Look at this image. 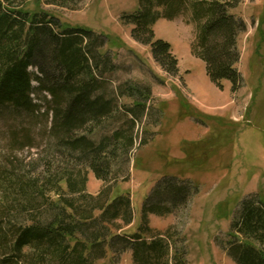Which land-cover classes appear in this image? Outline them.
Returning a JSON list of instances; mask_svg holds the SVG:
<instances>
[{"label": "trees", "instance_id": "trees-1", "mask_svg": "<svg viewBox=\"0 0 264 264\" xmlns=\"http://www.w3.org/2000/svg\"><path fill=\"white\" fill-rule=\"evenodd\" d=\"M19 1L0 0V141L5 137L8 152L0 160V264H95L108 249L115 255L130 250L135 264H170L175 235L149 241L122 234L116 221L133 223L131 197L112 198L111 184L129 179L136 122L153 100L151 86L127 80L107 92L106 75L120 66L104 52L106 38ZM81 2L48 0L71 9ZM241 2L140 0V10L124 18L161 68L179 76L178 58L168 42L155 38L154 24L189 12L197 29L194 51L211 81L222 88L228 80L237 91L243 85L238 39L246 24L230 10ZM24 149H34L35 157L13 158ZM89 171L104 183L98 195L87 192ZM190 195L188 184L165 179L145 215L186 209ZM232 232L229 255L238 264H264V197L242 202ZM173 248L174 264H183Z\"/></svg>", "mask_w": 264, "mask_h": 264}, {"label": "rangeland", "instance_id": "rangeland-1", "mask_svg": "<svg viewBox=\"0 0 264 264\" xmlns=\"http://www.w3.org/2000/svg\"><path fill=\"white\" fill-rule=\"evenodd\" d=\"M24 5L106 38L104 52L120 66L106 75L107 92L127 80L152 88L153 100L136 122L129 179L111 184L112 198L129 193L134 209L132 224L116 221L119 232L138 233L149 241L153 235H175V245L168 236L173 250L170 264L177 255L173 247L180 250L183 264H238L229 255L234 218L247 197H264V0H242L230 10L246 24L238 39L237 67L243 85L237 91L228 80L222 88L211 81L206 63L194 51L197 29L189 12L154 24L155 38L168 42L179 61V76H170L155 61L151 48L133 38L134 25L124 18L140 10V0H82L76 9L48 0H24ZM119 102L132 101L120 98ZM38 128L32 127L33 132ZM4 138L0 160L8 153ZM34 151L18 150L13 158L28 161L35 157ZM168 178L190 186L187 208L164 215L146 213V217V202ZM103 186L89 171L87 192L98 195ZM95 264L135 263L130 250L115 255L108 249Z\"/></svg>", "mask_w": 264, "mask_h": 264}]
</instances>
